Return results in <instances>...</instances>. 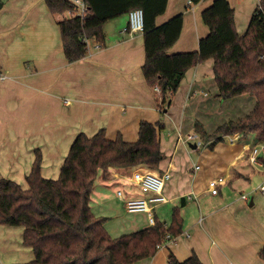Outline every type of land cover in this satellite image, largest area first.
Returning a JSON list of instances; mask_svg holds the SVG:
<instances>
[{
  "label": "crops",
  "instance_id": "obj_1",
  "mask_svg": "<svg viewBox=\"0 0 264 264\" xmlns=\"http://www.w3.org/2000/svg\"><path fill=\"white\" fill-rule=\"evenodd\" d=\"M227 1L241 35L259 0ZM0 3V167L2 163L21 168L19 172L0 171V177L26 184L25 175L38 147L42 176L56 178L78 133L90 136L103 128L110 139L120 133L123 139L134 141L141 121H160L158 138L164 157L158 169L151 172L167 170L170 176L162 189L167 201L153 208L154 222L159 220L168 226L176 209L181 232L161 243L153 255L130 264H170V254L179 262L195 254L201 264H264L260 256L264 246V197L257 190V185L264 182V166L259 157L252 160L250 153L261 142L253 133L240 132L221 135L217 140L204 139L195 128L199 123L210 135L224 122L236 121L252 109L253 95L220 99L213 61L207 59L186 70L169 103L163 106L156 86H149L143 76L142 31L132 36L123 32L127 14L107 21L103 42L88 38L86 55L68 62L57 24L61 16L52 14L44 0ZM211 3L167 0L156 24L178 13L183 15L179 37L167 53L198 49L200 38L208 33L201 14ZM64 16L69 17L67 12ZM33 92L43 113L36 100L34 111L30 104L24 107L26 97ZM252 99L254 103L246 106L245 102ZM194 140L200 149L187 153L183 141H191L189 145L197 150ZM22 163L26 165L24 170ZM196 164L198 169L194 168ZM147 169L144 165L113 167L106 178L100 174L96 179L90 207L95 216L105 218L103 225L110 236L152 226L146 212H128L116 197L119 189L125 197L141 195L128 179L134 172ZM219 176L224 181L212 194L208 181ZM243 193L248 194V200L241 197ZM167 204L169 220L158 210L166 209ZM22 232L21 226L0 225V259L5 254L1 264L34 258L32 249L22 244Z\"/></svg>",
  "mask_w": 264,
  "mask_h": 264
},
{
  "label": "trees",
  "instance_id": "obj_2",
  "mask_svg": "<svg viewBox=\"0 0 264 264\" xmlns=\"http://www.w3.org/2000/svg\"><path fill=\"white\" fill-rule=\"evenodd\" d=\"M200 0H189L196 4ZM57 21L64 56L74 62L86 55L88 38L104 40V24L134 8L143 12L145 58L143 76L149 86H159L161 104L166 106L186 70L212 59L217 96L228 99L242 94L255 97L252 109L236 121L229 120L206 135L199 123L196 130L204 139L221 135L254 133L264 143V0L253 9L246 31L238 34L234 10L227 0H212L202 11L208 27L195 51L167 53L179 37L183 15L178 13L161 24L156 17L167 0H84L83 17H66L71 0H44ZM161 122L141 121L134 141L118 133L113 139L103 128L92 135L78 133L60 166L56 178L41 174V150L34 148V159L25 175V186L9 177H0V225L21 226L22 244L32 249L34 258L10 264H130L155 253L158 245L179 234L181 218L176 209L171 223L159 220L148 228L112 237L105 229V218L95 216L90 207L94 183L109 168L144 165L157 170L164 155L158 138ZM215 142V141H213ZM264 166V156L261 160ZM168 234V235H167ZM264 259V246L260 251ZM170 264H201L195 254L179 262L169 255Z\"/></svg>",
  "mask_w": 264,
  "mask_h": 264
},
{
  "label": "built area",
  "instance_id": "obj_3",
  "mask_svg": "<svg viewBox=\"0 0 264 264\" xmlns=\"http://www.w3.org/2000/svg\"><path fill=\"white\" fill-rule=\"evenodd\" d=\"M72 8L67 10L69 17L80 16L83 17L87 10V5L84 0H71ZM143 24V12L141 8H134L127 13V24L123 27V32L132 36L136 31H142ZM157 91H160L158 86L155 87ZM233 138L229 140L232 141ZM251 159L256 160L257 157L264 156V143H258L252 147ZM195 169L199 166L196 164ZM169 172L163 171L161 174L151 173L146 170H138L133 173L131 178L128 180L133 183L141 195L139 196H127L125 197L122 191L119 189L116 191V197L123 201L125 208L128 212L144 211L147 213L149 222L154 224L153 208L158 205L165 203L167 198L162 193V189L165 181L169 178ZM224 181V177L219 176L212 178L208 181V191L212 194L217 193L219 185ZM257 190L264 197V182L257 185ZM241 197L248 200L249 196L247 193L241 194ZM158 246H161L159 244Z\"/></svg>",
  "mask_w": 264,
  "mask_h": 264
},
{
  "label": "rangeland",
  "instance_id": "obj_4",
  "mask_svg": "<svg viewBox=\"0 0 264 264\" xmlns=\"http://www.w3.org/2000/svg\"><path fill=\"white\" fill-rule=\"evenodd\" d=\"M258 4V2L256 1V5ZM256 5H255V7H256ZM125 33V32H124ZM34 93H36V92H33V95L32 94H30L29 96H27L26 97V104L24 105V107L25 106H29V104L31 105V110H33L34 111V109H35V105L33 104L34 103V101L36 100V101H38L39 102V104H40V109H41V112L43 113V109L44 108H42V106H41V103H40V100L39 99H36L35 97V95H34ZM21 97V96H20ZM38 97V96H37ZM254 103V100L252 99V101L250 100V101H246L245 102V104H246V106H248V107H250L252 104ZM241 105H242V103L240 104V107H241ZM26 107V108H27ZM254 134V133H253ZM255 135V134H254ZM256 137V136H255ZM32 138H34V137H32ZM42 137L41 136H39L38 137V141H40V139H41ZM257 139V138H256ZM258 140V139H257ZM190 142L191 141H188V142H184L183 141V143H184V148H185V150H186V152L187 153H196L199 149H200V147H201V145H199V143H196V140H194V142H192V143H195L196 144V146H197V150H194L195 148L194 147H191L189 144H190ZM258 142H261V141H259L258 140ZM261 143H263V142H261ZM199 145V146H198ZM193 148V149H192ZM192 155V154H191ZM262 158H263V156H260L259 157V160H262ZM5 164H9V163H6V162H4ZM196 163V162H195ZM19 164V163H18ZM22 167H23V170L24 169H26V165L24 164V163H22V165H21ZM20 166V167H21ZM263 167V166H262ZM20 169L21 168H19V167H17V168H10V167H7L6 165H2V163H1V167H0V171L1 172H3V174H5L6 172H19L20 171ZM48 173L50 172L51 173V168L49 167L48 169ZM146 171H149V172H151V169H147ZM151 173H153V172H151ZM58 176V175H57ZM4 177H6V176H4ZM21 185H23V186H25V184H21ZM255 196H258L257 194H255ZM166 209H164V210H162V209H160L161 207H158V210H159V212H161V215H162V217H164V218H166L167 220H169V218H170V213H167V210L169 209V207H170V204H167V205H165L164 206ZM120 226L118 227V230H120ZM168 235V234H167ZM14 241V240H13ZM1 247V246H0ZM3 260H5V254L4 255H2V259H0V264H1V261L2 262H5V261H3ZM15 262H19V260H16V261H13V262H10V263H15ZM10 263H8V264H10Z\"/></svg>",
  "mask_w": 264,
  "mask_h": 264
},
{
  "label": "water",
  "instance_id": "obj_5",
  "mask_svg": "<svg viewBox=\"0 0 264 264\" xmlns=\"http://www.w3.org/2000/svg\"><path fill=\"white\" fill-rule=\"evenodd\" d=\"M0 5H1V3H0ZM182 200H183V198H182ZM250 202V201H249Z\"/></svg>",
  "mask_w": 264,
  "mask_h": 264
}]
</instances>
